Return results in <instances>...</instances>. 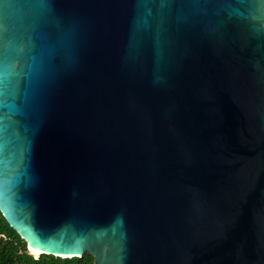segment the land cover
Instances as JSON below:
<instances>
[{
    "label": "water",
    "instance_id": "water-1",
    "mask_svg": "<svg viewBox=\"0 0 264 264\" xmlns=\"http://www.w3.org/2000/svg\"><path fill=\"white\" fill-rule=\"evenodd\" d=\"M0 212L34 257L264 264V0H0Z\"/></svg>",
    "mask_w": 264,
    "mask_h": 264
},
{
    "label": "trees",
    "instance_id": "trees-1",
    "mask_svg": "<svg viewBox=\"0 0 264 264\" xmlns=\"http://www.w3.org/2000/svg\"><path fill=\"white\" fill-rule=\"evenodd\" d=\"M0 264H94V258L89 253L80 257L62 258L48 254L34 257L0 212Z\"/></svg>",
    "mask_w": 264,
    "mask_h": 264
},
{
    "label": "bare ground",
    "instance_id": "bare-ground-1",
    "mask_svg": "<svg viewBox=\"0 0 264 264\" xmlns=\"http://www.w3.org/2000/svg\"><path fill=\"white\" fill-rule=\"evenodd\" d=\"M34 253H38V251H35Z\"/></svg>",
    "mask_w": 264,
    "mask_h": 264
}]
</instances>
